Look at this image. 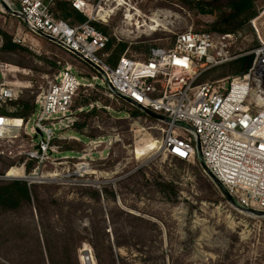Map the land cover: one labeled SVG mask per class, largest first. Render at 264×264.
Listing matches in <instances>:
<instances>
[{"label": "rangeland", "instance_id": "obj_1", "mask_svg": "<svg viewBox=\"0 0 264 264\" xmlns=\"http://www.w3.org/2000/svg\"><path fill=\"white\" fill-rule=\"evenodd\" d=\"M253 1L256 15L237 30V51L256 45L249 21L257 16L264 40V0ZM234 2L106 0V20L92 24L111 41L112 63L125 53L143 60L152 47L171 45L183 31L231 27L222 17L233 12ZM1 6L0 82L19 92L6 105L9 116L23 111V103L36 113L39 93L69 65L83 86L71 108L74 124L58 131L54 151L39 169L38 159L30 164L24 154L32 149L26 122L33 113L15 137L0 142V176L18 175L16 167L25 163V174L36 177H0V186L21 181L31 190L29 203L0 208V264H86L87 255L91 264H264V216L232 205L199 158L166 155L160 148L163 122L142 110L135 114L91 65L30 34ZM54 13L72 25L82 23L57 5ZM249 62L212 68L200 81L236 75Z\"/></svg>", "mask_w": 264, "mask_h": 264}, {"label": "built area", "instance_id": "obj_2", "mask_svg": "<svg viewBox=\"0 0 264 264\" xmlns=\"http://www.w3.org/2000/svg\"><path fill=\"white\" fill-rule=\"evenodd\" d=\"M55 1L0 0V7L1 3L6 5L30 34L48 35L66 51L79 53L97 65L102 83L118 98H128L167 117V122L160 120L165 124L160 148L166 155L195 161L200 147L201 163L221 182L237 206L264 211V40L258 23L260 16L249 21L256 38V45L250 49L236 50L238 31L189 29L177 34L169 46L152 47L143 60L125 53L112 63L109 38L92 24L95 18L103 20L99 13L106 0H63L89 15L77 25L55 16ZM236 60L250 61L242 73L200 81L212 68ZM4 69L1 64L3 80ZM79 78L69 65L37 96L38 111L26 122L27 127L31 124L27 135L32 149L24 153L28 160L38 159L35 169L54 151L58 131L75 122L71 108L83 86ZM18 94L16 87L0 82V142L15 137L16 133L9 131L10 116L2 110H8L6 105ZM17 168H21L22 177L5 176L31 179L25 174V163Z\"/></svg>", "mask_w": 264, "mask_h": 264}, {"label": "trees", "instance_id": "obj_3", "mask_svg": "<svg viewBox=\"0 0 264 264\" xmlns=\"http://www.w3.org/2000/svg\"><path fill=\"white\" fill-rule=\"evenodd\" d=\"M55 5H57L58 8L63 9V11L66 12L67 16L69 15L74 16L80 22H84L87 19V17H85L82 13L78 12L77 10L73 9L70 6V4L66 1L56 0L54 6ZM54 6L52 8L53 12H54ZM255 15H256V10L254 7L253 0H235L233 4V12L228 15H224L222 17V20L226 21V23L231 21V27H227L221 30V33L235 32L239 30L244 25L245 22H247L251 17ZM93 24L95 25V23ZM215 30H217V28ZM110 44L111 41L110 43H108V46ZM125 47L126 45L121 46L122 51L125 49ZM236 61H242V60H236ZM244 69H240L239 71H237V74L242 73ZM23 106H24L23 111L13 112L10 114V116L23 118L25 120L27 119L28 116L34 113V107H32L29 103H23ZM135 109H136V111L134 112L135 114H143V112L137 107H135ZM2 112L5 113V109H3ZM75 126L77 127L78 124H76ZM30 161H31L30 164L34 163L33 160ZM30 164L27 166L28 169H30V167L32 166ZM97 195L99 197L98 193ZM21 200H26L28 203L31 200V190L26 183L21 181H13L8 183L7 185L0 186V208L10 206L11 204H12L11 207H14L18 205ZM116 245L119 246L120 244L116 243Z\"/></svg>", "mask_w": 264, "mask_h": 264}, {"label": "water", "instance_id": "obj_4", "mask_svg": "<svg viewBox=\"0 0 264 264\" xmlns=\"http://www.w3.org/2000/svg\"><path fill=\"white\" fill-rule=\"evenodd\" d=\"M5 7H7L5 5ZM42 37L54 42V43H57V40L48 36V35H44V34H41ZM74 54L76 56H78L79 58L83 59V57L79 54V53H76L74 52ZM85 62H87L89 65H91L97 72L100 71L99 67L97 65H94L93 63H91L90 61L86 60V59H83ZM124 101L128 102L129 104L131 105H135L137 106L139 109H141L145 114L157 119V120H161V121H164V122H167L168 121V118L163 116V115H160V114H157L149 109H145L143 108L142 106L140 105H137L135 104L132 100L128 99V98H124L122 97ZM38 133H40V131L38 130ZM198 158L200 159L201 158V151H200V147L198 148ZM206 170L208 171L210 177L215 181V183H217L219 185V187L221 188L222 192L224 193L225 197L232 203V205H237L236 202L234 201L233 197L230 195V193L226 190V188L221 184V182L213 175V173H211L207 168ZM3 179H8L7 176H3L1 177ZM247 212H250V213H253V214H256V215H260V216H264V211H259V210H255V209H243ZM86 260L88 261V264H91L90 263V256H86Z\"/></svg>", "mask_w": 264, "mask_h": 264}, {"label": "bare ground", "instance_id": "obj_5", "mask_svg": "<svg viewBox=\"0 0 264 264\" xmlns=\"http://www.w3.org/2000/svg\"><path fill=\"white\" fill-rule=\"evenodd\" d=\"M116 1H118V0H116ZM101 12H103V13H101ZM101 12L99 14L103 18V20H106L105 15H104V13L106 12L105 11V8H103L101 10ZM127 19L129 20L128 23L129 24H132L131 23V20L133 19V16L131 14H128L127 15ZM150 21H151V23H155V24L160 25V22H159V20L156 17H151L150 18ZM150 27H151V29L155 28L154 26H149V28ZM9 123H10V126H11V128L9 129V131H10L11 134L12 133L15 134L16 132H18L19 129H21L22 127H24L23 120L21 118H18V117L10 118ZM16 169L19 171V174L16 175V176H10V177H22L23 176V174H21V169L20 168H17V167H16ZM7 176H9V175H7ZM35 178L36 177H31V179H35ZM90 263H91V261H90ZM86 264H88V261H87Z\"/></svg>", "mask_w": 264, "mask_h": 264}]
</instances>
